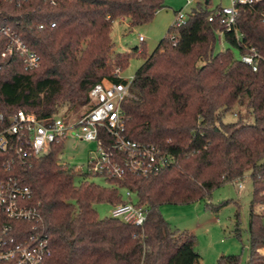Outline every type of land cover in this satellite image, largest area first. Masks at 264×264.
Here are the masks:
<instances>
[{"label": "trees", "instance_id": "16d2710c", "mask_svg": "<svg viewBox=\"0 0 264 264\" xmlns=\"http://www.w3.org/2000/svg\"><path fill=\"white\" fill-rule=\"evenodd\" d=\"M165 6V0L0 1V25H11L41 57L38 68L25 70L19 56L1 57L6 39L0 38V113L8 117L24 109L47 118L65 105H88L91 88L104 79L127 82L114 76L131 54L113 52V23L126 18L134 27ZM215 9L192 8L179 27L169 29L173 37L168 33L151 54L143 52L145 61L122 104L127 136L172 153L174 163L147 176L106 177L108 187L76 184L77 175H88L58 161L63 140L16 168L41 204L52 254L40 264H200L195 236L174 230L160 206L208 199L248 172L253 197L246 264H264V213L254 210L264 203V0L240 7V39L218 19L208 21ZM220 33L230 47L214 53ZM250 46L262 56L257 70L233 51L243 55ZM237 107L253 120L239 110L236 120L226 121ZM122 188L148 207L143 226L100 218L94 209V203L121 202ZM228 202L207 207L217 212ZM216 264H242L241 256L222 255Z\"/></svg>", "mask_w": 264, "mask_h": 264}, {"label": "built area", "instance_id": "2783aa9c", "mask_svg": "<svg viewBox=\"0 0 264 264\" xmlns=\"http://www.w3.org/2000/svg\"><path fill=\"white\" fill-rule=\"evenodd\" d=\"M261 1L231 0L230 6L217 7L208 21L218 19L225 30L235 31L237 39H240L243 37L237 27L240 7H254ZM191 3L192 0H188V4ZM187 17L188 13L177 11L173 27H179ZM40 28H43L42 24ZM1 37L6 39L1 51L3 59L19 56L25 70L40 66V55L11 25H0ZM261 59L258 50L252 46L248 53L241 55V60L253 70L258 69ZM120 72L119 67L115 68L114 76H119ZM132 80L133 77L127 82L105 79L96 83L89 92V104L74 120H68L60 113L43 118L24 109L8 117L0 113V263L40 264L52 254L41 204L34 201L31 187L16 172V168L27 164L31 157L47 152L52 143L65 141L68 136L83 142H95L97 149L90 151L86 169L78 171L102 178H123L127 173L147 176L174 163L172 153L154 143L140 142L127 136L122 104L130 95ZM124 189V197L121 189L119 191L122 201L112 204L111 217L143 226L148 207L139 204L133 190ZM261 195L264 196V191ZM258 206L259 212L264 213V203Z\"/></svg>", "mask_w": 264, "mask_h": 264}, {"label": "rangeland", "instance_id": "374dc122", "mask_svg": "<svg viewBox=\"0 0 264 264\" xmlns=\"http://www.w3.org/2000/svg\"><path fill=\"white\" fill-rule=\"evenodd\" d=\"M165 5L152 20L134 27L130 26L128 19L122 20L119 18L114 21L111 31V38L114 43L113 52H129L131 54L129 65L120 72L119 76L121 78L127 80L134 77L137 69L145 61L143 52L151 54L160 40L168 35L169 29L171 27L174 29L173 22L176 11L183 10L190 13L192 8L198 5L207 6L212 10L218 6H230L231 0H210L209 3H207V0H192L191 4H188V0H165ZM169 34L173 35L174 31ZM140 37H143V39ZM137 47L138 50H134ZM228 47L230 45L222 38L221 41H217L214 53ZM233 51L237 58H241L237 49L233 48ZM86 107L87 105L80 106L78 109H71L68 105H65L59 110V113L64 114L68 120H74ZM239 110L247 115V110L244 107H237L233 113L226 116L225 120H236L239 116ZM246 120L252 121L253 117L247 115ZM96 149L97 144L95 142H83L68 136L64 141V148L58 156V161L67 163L74 169L85 170V163L90 151ZM82 180L101 186H110L109 181L100 176L88 175L82 177L77 175L75 182L78 184ZM125 191L126 189H121L123 197ZM252 197L253 182L248 172L240 179L215 188L208 199L190 203H165L160 206V211L174 230L187 231L195 236L196 249L200 254V264H216L220 256L228 254L240 255L242 264H246L250 255L249 224ZM226 201L229 202L217 212L207 207V203L220 205ZM93 207L100 218L111 216L112 203L98 202L94 203ZM254 210L258 212L260 210L259 206H255ZM238 212L239 219L237 217ZM237 228H239V231ZM261 254H264V252Z\"/></svg>", "mask_w": 264, "mask_h": 264}, {"label": "crops", "instance_id": "0c3cea01", "mask_svg": "<svg viewBox=\"0 0 264 264\" xmlns=\"http://www.w3.org/2000/svg\"><path fill=\"white\" fill-rule=\"evenodd\" d=\"M176 12H177V11H176ZM122 20H126V18H122ZM263 247H264V246H263ZM263 247L259 249V251H260L261 253L264 252V251H263Z\"/></svg>", "mask_w": 264, "mask_h": 264}, {"label": "water", "instance_id": "95a60500", "mask_svg": "<svg viewBox=\"0 0 264 264\" xmlns=\"http://www.w3.org/2000/svg\"><path fill=\"white\" fill-rule=\"evenodd\" d=\"M207 3H208V0H207ZM208 25H210V24L208 23Z\"/></svg>", "mask_w": 264, "mask_h": 264}]
</instances>
